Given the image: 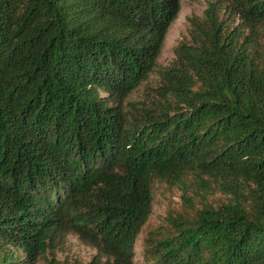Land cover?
I'll return each instance as SVG.
<instances>
[{
	"label": "trees",
	"instance_id": "obj_1",
	"mask_svg": "<svg viewBox=\"0 0 264 264\" xmlns=\"http://www.w3.org/2000/svg\"><path fill=\"white\" fill-rule=\"evenodd\" d=\"M180 8L0 0V264H69L47 254L70 233L96 248L87 264H134L156 179L185 207L148 233L146 260L264 264V0L210 1L157 100L124 105Z\"/></svg>",
	"mask_w": 264,
	"mask_h": 264
},
{
	"label": "rangeland",
	"instance_id": "obj_2",
	"mask_svg": "<svg viewBox=\"0 0 264 264\" xmlns=\"http://www.w3.org/2000/svg\"><path fill=\"white\" fill-rule=\"evenodd\" d=\"M212 0H181V8L177 18L171 24L161 54L158 58L157 70L151 72L148 78L143 81L124 101V105L132 108L133 103H146L151 105L154 100H157V88L161 83V76L158 69L169 66L175 59L176 47L183 41L190 39L189 19L194 16L203 17L205 10ZM262 36L260 42L264 51V27L261 31ZM153 209L149 220L139 234L136 242V255L134 264H153L146 260L145 239L150 231L162 232L168 224V216L170 213H176L184 209V199L182 192L177 186L169 185L162 180H154L153 183ZM224 196L217 192L207 196L206 201L217 206L224 201ZM196 206L200 207L201 197L195 198ZM97 253L96 248L83 242L78 235L70 233L67 236L65 244L54 250H49L47 257L50 259L55 256L61 262L69 264H87ZM37 264H48L46 257H41Z\"/></svg>",
	"mask_w": 264,
	"mask_h": 264
}]
</instances>
